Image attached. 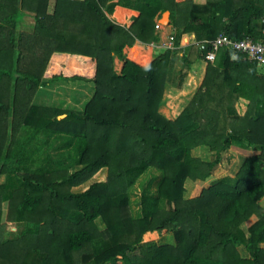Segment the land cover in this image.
<instances>
[{"label":"trees","instance_id":"trees-1","mask_svg":"<svg viewBox=\"0 0 264 264\" xmlns=\"http://www.w3.org/2000/svg\"><path fill=\"white\" fill-rule=\"evenodd\" d=\"M0 1V177L19 184L0 185V264H264V67L221 50L176 120L158 112L166 85L181 90L204 61L200 43L262 39L264 0ZM116 7L138 13L128 28L110 18ZM165 12L174 47L195 44L146 68L127 60L136 42L159 44ZM20 16L32 34L16 33ZM58 82L93 86L81 111L38 106ZM232 145L258 154L186 199L185 184L211 178ZM200 147L211 160L192 155ZM150 169L161 178L134 217L129 191Z\"/></svg>","mask_w":264,"mask_h":264},{"label":"rangeland","instance_id":"rangeland-1","mask_svg":"<svg viewBox=\"0 0 264 264\" xmlns=\"http://www.w3.org/2000/svg\"><path fill=\"white\" fill-rule=\"evenodd\" d=\"M203 1V0H200ZM5 13L1 14L4 15ZM3 17V16H2ZM22 16L16 21L21 19ZM28 18L26 19L21 25L22 30L19 29L17 24L16 33H26L32 34L34 24L31 23L32 20L29 16L23 17ZM112 19V18H111ZM19 36V35H18ZM1 37V36H0ZM124 53V51H123ZM132 53H135L133 51ZM134 55H132L133 57ZM135 59V57H133ZM114 69L118 72V70L122 66V62L118 59H115L114 62ZM92 85L91 84H83L79 82H58L55 83L52 87L48 89H41L38 93L37 104L40 107L44 108H54L58 111H81L84 108L85 103L90 100L93 92H92ZM187 96V95H185ZM65 116L59 117V119H63ZM258 154L253 150H247L243 147H239L237 145H232L229 151L223 156V159L220 165L217 167L214 175L206 180L205 182L197 181V182H187L185 184L186 193L184 197L186 199H191L199 196L200 192L203 189H207L211 185L217 183L219 180L224 178H232L237 171L239 170L240 166L242 165L243 161L249 157ZM192 155L195 158H198L202 161H209L212 159V154L209 153L208 149L205 147H200L192 151ZM161 178V173L156 170H148L145 172L142 177L137 181L136 185L129 191L130 196V209L132 215L137 217L140 212L139 208V198L144 189L150 186V190L153 193H156V186L158 181ZM105 179V175L97 176L92 180L94 181H103ZM6 184L8 187V192L16 190L19 188V184L13 178H5L0 177V185ZM82 190L85 187L81 188ZM7 204L4 203L3 205V219L2 223H5V218L7 214ZM264 205V201L261 202V206ZM5 231H14L15 229L11 226H7L4 224ZM173 238L172 235H165L163 238L159 239V244L165 243H172ZM239 252L242 256H246L245 252L242 249H239Z\"/></svg>","mask_w":264,"mask_h":264},{"label":"crops","instance_id":"crops-1","mask_svg":"<svg viewBox=\"0 0 264 264\" xmlns=\"http://www.w3.org/2000/svg\"><path fill=\"white\" fill-rule=\"evenodd\" d=\"M50 0V4H51ZM178 2L182 0H176ZM197 3H205L206 0L200 1V0H195ZM1 2V1H0ZM138 16L137 12L130 11L121 7H116L114 9V13L110 18L117 23L118 25L129 27L132 24L133 18ZM28 18H23V20L19 23V29L22 30V23ZM31 23L34 24L33 19ZM160 41L158 45H155V49L148 48L147 45H143L139 42H136L132 47L130 48H125L124 55L127 60L135 63L136 65L146 68L148 64H150L154 58L155 55H157L159 52L163 51L161 48V45L165 42L167 35L173 34L172 27L169 25L168 27H163L160 31H157ZM195 44V39L194 36L190 35L186 37L185 41L180 44V47L176 48L175 51H177V55L181 57L183 54L186 55L188 49L192 47ZM173 50V51H174ZM135 51L137 53V57L133 59L132 57V52ZM208 64H206L204 61H197L195 62L191 67L190 71L187 74V77L184 81V84L182 86L181 90H177L175 88H172V86L166 85L164 94L162 97V101L158 107V112L160 115H162L164 118H166L169 121H174L176 120L179 115L182 113V111L188 106L194 95L196 94L197 90L200 88L206 68ZM122 67V66H121ZM121 69V68H120ZM118 70V72L120 71ZM260 71L263 70V67L259 68ZM171 91L172 92V98L174 101L169 104L167 100H165L166 97V92ZM189 92L187 96H183L184 92ZM167 101V102H166ZM164 103L166 105H164ZM168 105H170V109L168 112L164 113L162 108H166Z\"/></svg>","mask_w":264,"mask_h":264},{"label":"built area","instance_id":"built-area-1","mask_svg":"<svg viewBox=\"0 0 264 264\" xmlns=\"http://www.w3.org/2000/svg\"><path fill=\"white\" fill-rule=\"evenodd\" d=\"M261 24L264 27V18L261 19ZM125 27V26H124ZM164 26L157 21L155 25V30L160 31ZM128 28V27H126ZM262 39L254 41L251 38H245L241 41H232L224 34L219 35L213 41L203 42L199 44V50H205V45L209 47L207 51L204 62L206 64H214L217 54L221 50L230 49L233 52L239 53L244 58L252 63H256L258 67H264V28L261 31ZM148 48L155 49V44L147 45ZM162 50H174V35L169 34L165 42L161 45ZM150 64H148L149 66ZM147 66V67H148Z\"/></svg>","mask_w":264,"mask_h":264},{"label":"water","instance_id":"water-1","mask_svg":"<svg viewBox=\"0 0 264 264\" xmlns=\"http://www.w3.org/2000/svg\"><path fill=\"white\" fill-rule=\"evenodd\" d=\"M170 13L165 12L163 13L161 19L159 20L160 24H162L164 27H168L170 25Z\"/></svg>","mask_w":264,"mask_h":264},{"label":"bare ground","instance_id":"bare-ground-1","mask_svg":"<svg viewBox=\"0 0 264 264\" xmlns=\"http://www.w3.org/2000/svg\"><path fill=\"white\" fill-rule=\"evenodd\" d=\"M132 55H134L133 57H135V58L137 57V53L136 52L132 53Z\"/></svg>","mask_w":264,"mask_h":264}]
</instances>
